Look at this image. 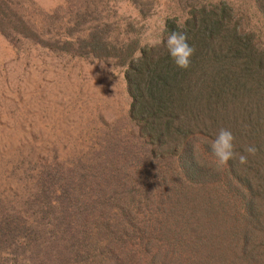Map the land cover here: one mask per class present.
I'll use <instances>...</instances> for the list:
<instances>
[{
	"label": "trees",
	"instance_id": "trees-1",
	"mask_svg": "<svg viewBox=\"0 0 264 264\" xmlns=\"http://www.w3.org/2000/svg\"><path fill=\"white\" fill-rule=\"evenodd\" d=\"M86 1L63 0L66 11L46 24L64 39L43 41L19 6L0 0V34L115 58L134 129L96 139L76 169L42 163L25 196L0 198V264H264V44L219 1L166 21L158 44L116 47ZM250 4L264 30V0ZM172 32L195 49L187 70L167 50ZM220 129L246 164L217 168L210 144Z\"/></svg>",
	"mask_w": 264,
	"mask_h": 264
},
{
	"label": "rangeland",
	"instance_id": "rangeland-1",
	"mask_svg": "<svg viewBox=\"0 0 264 264\" xmlns=\"http://www.w3.org/2000/svg\"><path fill=\"white\" fill-rule=\"evenodd\" d=\"M12 1L8 5L21 6L17 13H25L22 20L40 39L54 35L64 39L46 24L53 11L60 15L66 11L63 0ZM219 1L264 44V30L250 0H87L95 21L89 20L66 38L82 35L91 22L107 26L116 47L128 40L151 46L160 42L166 21L180 23L193 6ZM10 37L0 34V198L13 204L31 188L29 180L42 163L55 160L76 169V160L89 156L86 150L96 139L104 141L107 133L106 138L114 140L119 130H133L134 125L127 118L124 68L115 58L70 56L40 47L17 32Z\"/></svg>",
	"mask_w": 264,
	"mask_h": 264
},
{
	"label": "clouds",
	"instance_id": "clouds-1",
	"mask_svg": "<svg viewBox=\"0 0 264 264\" xmlns=\"http://www.w3.org/2000/svg\"><path fill=\"white\" fill-rule=\"evenodd\" d=\"M167 50L174 63L183 70H187L191 66V58L195 49L187 43V36L183 32H172L166 41ZM211 151L216 160L217 168L226 167L230 160L238 157L240 164L247 163V157L235 152L234 136L230 130L220 129L216 138L211 141ZM245 151L251 155H255L257 149L255 146H249ZM30 264V262H25Z\"/></svg>",
	"mask_w": 264,
	"mask_h": 264
},
{
	"label": "crops",
	"instance_id": "crops-1",
	"mask_svg": "<svg viewBox=\"0 0 264 264\" xmlns=\"http://www.w3.org/2000/svg\"><path fill=\"white\" fill-rule=\"evenodd\" d=\"M50 2H51V0H50ZM41 4L44 5V3L42 1H41Z\"/></svg>",
	"mask_w": 264,
	"mask_h": 264
}]
</instances>
